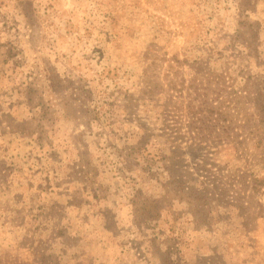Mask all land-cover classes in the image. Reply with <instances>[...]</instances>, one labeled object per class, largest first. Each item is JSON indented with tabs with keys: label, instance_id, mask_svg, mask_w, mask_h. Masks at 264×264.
<instances>
[{
	"label": "rangeland",
	"instance_id": "obj_1",
	"mask_svg": "<svg viewBox=\"0 0 264 264\" xmlns=\"http://www.w3.org/2000/svg\"><path fill=\"white\" fill-rule=\"evenodd\" d=\"M0 264H264V0H0Z\"/></svg>",
	"mask_w": 264,
	"mask_h": 264
}]
</instances>
